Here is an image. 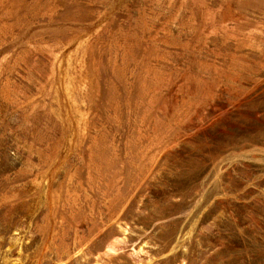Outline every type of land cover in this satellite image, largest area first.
I'll list each match as a JSON object with an SVG mask.
<instances>
[{"label":"rangeland","instance_id":"rangeland-1","mask_svg":"<svg viewBox=\"0 0 264 264\" xmlns=\"http://www.w3.org/2000/svg\"><path fill=\"white\" fill-rule=\"evenodd\" d=\"M0 264H264V0H0Z\"/></svg>","mask_w":264,"mask_h":264}]
</instances>
